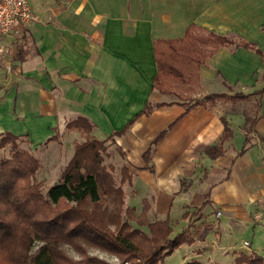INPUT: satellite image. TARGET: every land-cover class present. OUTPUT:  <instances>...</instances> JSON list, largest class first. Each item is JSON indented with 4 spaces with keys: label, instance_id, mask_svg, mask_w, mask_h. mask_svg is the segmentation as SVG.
<instances>
[{
    "label": "crops",
    "instance_id": "crops-1",
    "mask_svg": "<svg viewBox=\"0 0 264 264\" xmlns=\"http://www.w3.org/2000/svg\"><path fill=\"white\" fill-rule=\"evenodd\" d=\"M28 1L36 21L0 38V134L38 150L54 135L65 138L66 124L78 117L101 139L132 121L113 136L132 172L125 204L139 214L146 207L148 223L168 219L171 237L185 230L193 236L174 251L180 264L262 259L264 241L260 249L255 241L264 233L251 216L264 194V93L253 94L263 87L264 61L229 46L199 67L193 98L248 96L241 101L185 112L152 85L153 42L179 39L191 24L252 43L264 55V0ZM147 103L152 109L143 113ZM224 122L231 135L221 142ZM210 147L223 153L211 158Z\"/></svg>",
    "mask_w": 264,
    "mask_h": 264
},
{
    "label": "trees",
    "instance_id": "trees-1",
    "mask_svg": "<svg viewBox=\"0 0 264 264\" xmlns=\"http://www.w3.org/2000/svg\"><path fill=\"white\" fill-rule=\"evenodd\" d=\"M229 46L253 50L264 61L263 53L254 44L217 35L193 24L179 39L155 40L156 73L152 89L162 95L175 96L186 106L185 112L217 101L246 99L248 96L243 94H208L189 102L173 93L177 85L198 88L199 67L219 48ZM262 93L264 77L262 89L253 94ZM162 105L165 104L155 107ZM151 109V104L147 103L142 112L148 113ZM65 128L88 135L94 125L78 117ZM124 129L102 140L90 137L74 143L72 156L57 184L45 194L42 182L35 180L40 169L38 159L20 149L21 137L0 134V149L10 146L9 157L0 158V264H110L87 254L88 249L113 256L119 264H163L180 246L193 243V236L187 230L171 237L168 219L148 223L146 207L138 216L134 215L132 207H125L122 185L131 183L132 172L122 166L120 183L115 184L113 167L104 164L103 155L105 143L113 142V136L123 134ZM230 135L225 123L220 141L224 142ZM162 136L163 133L154 143ZM56 139L54 135L47 143ZM116 150L123 158V153ZM206 152L211 158L223 153L219 147H210ZM150 153L148 149L143 154L147 162ZM185 216L186 213L182 215ZM132 221L137 227H132ZM142 226H146L147 233L140 230ZM62 247L71 248L77 257L66 254ZM184 264L201 263L191 260ZM233 264H264V260L254 254L240 255Z\"/></svg>",
    "mask_w": 264,
    "mask_h": 264
},
{
    "label": "rangeland",
    "instance_id": "rangeland-1",
    "mask_svg": "<svg viewBox=\"0 0 264 264\" xmlns=\"http://www.w3.org/2000/svg\"><path fill=\"white\" fill-rule=\"evenodd\" d=\"M173 93L175 94L177 93L178 95L181 96L183 100H189V102H192L195 99H198L197 97L193 98V96L197 95L196 94L197 88L195 87L177 85ZM68 132L65 133L66 135L65 138L61 140H57V142L54 141L50 144H45L41 146V148L38 150H35L33 147H30L23 140L20 141V144H19L20 149L28 151L30 154L36 157L40 163V169L35 175V180L37 182H42L43 184L42 193L43 194H45L46 191L51 186L57 183L62 169L64 168V166L67 164V162L69 161L71 157L73 142L81 143L86 138H90V137L102 140L100 136H97L96 131L93 132V130L88 135L79 134L77 132H73V134L70 135ZM104 147H105L104 153H103L104 164L111 165L113 167L112 176H113L115 184L119 185L120 169L123 166L124 161L120 158L113 142H106ZM9 155H10V146L7 145L4 148L0 149V158H8ZM125 185L126 184L122 185V188ZM129 205H135V202L129 201ZM125 207H129V206L125 204ZM133 213L136 216L139 215V213L136 212L135 209H133ZM130 224L132 225V227H137V225L133 221L130 222ZM140 230H142L144 233H147V229L145 226L140 227ZM263 241H264L263 236L260 235V237H257L255 241V248L260 249L261 248L260 244ZM61 249H63L66 254L72 257H75V258L77 257V255L74 253V251L71 248L62 247ZM87 254L95 255L99 259L104 260L110 264H119V261L114 260L115 257L106 255L104 253H100L94 249H88ZM180 262L181 261L178 258L177 252H174V254L171 257H167L164 259L163 264H180Z\"/></svg>",
    "mask_w": 264,
    "mask_h": 264
},
{
    "label": "built area",
    "instance_id": "built-area-1",
    "mask_svg": "<svg viewBox=\"0 0 264 264\" xmlns=\"http://www.w3.org/2000/svg\"><path fill=\"white\" fill-rule=\"evenodd\" d=\"M36 19L28 0H0V38L10 35L16 27L26 26ZM216 215L219 216L220 213ZM251 219L264 233V194ZM243 247L250 248V242L244 241ZM262 259L264 260V253ZM114 260L118 261L116 258Z\"/></svg>",
    "mask_w": 264,
    "mask_h": 264
},
{
    "label": "water",
    "instance_id": "water-1",
    "mask_svg": "<svg viewBox=\"0 0 264 264\" xmlns=\"http://www.w3.org/2000/svg\"><path fill=\"white\" fill-rule=\"evenodd\" d=\"M57 183H55L54 185H56Z\"/></svg>",
    "mask_w": 264,
    "mask_h": 264
}]
</instances>
